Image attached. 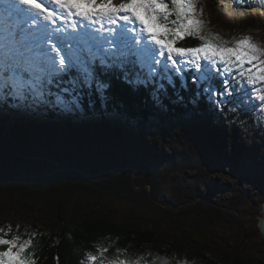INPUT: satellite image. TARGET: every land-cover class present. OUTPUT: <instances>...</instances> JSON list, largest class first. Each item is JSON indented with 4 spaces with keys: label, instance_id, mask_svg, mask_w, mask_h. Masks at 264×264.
I'll list each match as a JSON object with an SVG mask.
<instances>
[{
    "label": "trees",
    "instance_id": "16d2710c",
    "mask_svg": "<svg viewBox=\"0 0 264 264\" xmlns=\"http://www.w3.org/2000/svg\"><path fill=\"white\" fill-rule=\"evenodd\" d=\"M198 43L197 39L189 37L177 46ZM94 66L102 79L110 81L111 87L101 96L95 91L94 83L82 86L79 94L84 103L74 109L71 119H65L59 106L33 105L11 97L0 100V197L34 200L38 207L51 205L54 207L51 215L59 221V227L52 230L42 224L20 227L22 235L36 233L33 247L29 249L35 252L36 264H82V261L87 264L86 253L113 257L118 249L123 250L122 257L142 258V264L165 261L167 264H261L248 253L253 237L245 235L243 246L219 259L216 252L202 245L188 244L177 238L170 240L163 232L148 226L154 222V207L176 215L198 213V209L218 214L217 207L206 206L201 201L202 195L191 188L186 189L180 203L161 198V173L152 170L157 154L154 144L167 138L172 145H180V137L192 134L199 141L208 140L214 145L224 135L217 126L222 127V123L233 124L229 136L233 141L234 130L246 123V120L240 121L239 115H245L241 109L232 110V105L226 104L218 110L207 99L193 105L191 97L197 86L192 84L190 74L186 75V88H181L178 78L174 85L157 78L134 91L118 68L107 69L105 75L99 60ZM74 74L75 69L61 83L68 87L66 80ZM161 83L165 87L158 89ZM221 83L217 81L220 88ZM154 90H158L159 102L153 99ZM52 91L59 89L53 85ZM30 120L36 125L33 130L25 123ZM73 121H91L98 130L96 139L102 149L82 158L55 151L64 130L71 132L72 139L78 138L80 133L74 131ZM52 131L54 134L50 137ZM123 146L126 149H122ZM82 196L104 199L102 202L106 205L131 206L140 222L136 225L97 215L69 221L67 212L71 199ZM1 215L0 211V222H3ZM97 246L107 251L98 253Z\"/></svg>",
    "mask_w": 264,
    "mask_h": 264
},
{
    "label": "snow or ice",
    "instance_id": "6c2138e0",
    "mask_svg": "<svg viewBox=\"0 0 264 264\" xmlns=\"http://www.w3.org/2000/svg\"><path fill=\"white\" fill-rule=\"evenodd\" d=\"M198 3L0 0V100L11 97L68 111L80 108L84 103L79 94L82 86L94 83L101 96L111 87L94 66L99 60L105 75L107 69L118 68L134 91L157 78L172 85L178 78L181 88H186L188 73L197 86L191 97L193 105L207 99L221 110L231 104L232 110L259 108L264 113V45L251 36L225 39L207 30ZM189 37L197 39L198 45L177 46ZM73 69L76 74L66 80L65 87L61 81ZM217 81H222V90ZM53 85L59 91L53 92ZM164 87L158 85V89ZM157 92L152 96L159 102ZM35 235L20 234L19 225L16 234L11 224L0 226V264H36L35 252L29 251ZM106 251L97 246L98 253ZM122 251L118 249L113 257L89 252L85 261L142 264V258L122 257Z\"/></svg>",
    "mask_w": 264,
    "mask_h": 264
},
{
    "label": "rangeland",
    "instance_id": "374dc122",
    "mask_svg": "<svg viewBox=\"0 0 264 264\" xmlns=\"http://www.w3.org/2000/svg\"><path fill=\"white\" fill-rule=\"evenodd\" d=\"M223 3L225 0H199L198 9L202 8L201 18L207 25V30L218 33L225 39L251 36L254 42L264 45V14H260L261 8L257 10L253 7L247 11L248 8L243 7L244 15L239 13L234 18ZM138 14L141 18L144 17L142 10ZM220 89L222 90V83ZM61 111L65 119H71L75 113V110L62 108ZM241 111L245 115H239L240 121L246 120V123L241 129L234 130L236 136H233V141L229 140L233 124L222 123V127L217 126L223 130L224 135L214 145L208 140L199 141L192 134L180 137V145H172L167 138H161L154 144L157 154L153 158L155 163L152 170L161 173V198H170L173 203H180L186 189L191 188L194 193L202 195L201 201L206 206L214 205L219 211L215 215L198 209L200 213L192 211L188 215H176L154 207V222L148 223V226L163 232L170 240L177 238L188 244L202 245L209 251L216 252L219 259L232 255L237 248L243 246L242 239L245 235L253 237L248 253L264 264V236L260 231L264 203V113L259 108ZM25 123L28 129L36 127L32 120ZM72 123L74 131L80 133L78 138L72 139L71 132L64 130L60 133L61 142L54 147L55 151L73 153V158H82L102 149L101 142L96 139L98 130L91 121ZM49 134L52 137L54 132ZM122 149L126 147L123 146ZM130 169L136 170L134 167ZM102 200L104 199L74 197L68 205L67 219L71 221L97 215L139 224L133 207L123 204L106 205ZM207 208L209 207H204ZM53 210L51 205L43 204L38 207V202L26 198L19 201L12 200L11 197H0L3 221L0 226L11 224L13 234H16L17 225L20 234V227H32L34 224H42L52 230L59 227V221L51 215Z\"/></svg>",
    "mask_w": 264,
    "mask_h": 264
},
{
    "label": "bare ground",
    "instance_id": "6f19581e",
    "mask_svg": "<svg viewBox=\"0 0 264 264\" xmlns=\"http://www.w3.org/2000/svg\"><path fill=\"white\" fill-rule=\"evenodd\" d=\"M227 1L225 0V3H223V4L226 5V10L230 13V15H233L234 18L237 17L236 15H239V13H242V15H244V13H245V9L244 8H238V7L235 8L232 5V2H231L232 0H227ZM252 9L253 8H248L247 11L252 10ZM254 9H257L258 10L259 7H255ZM260 12H262V13H260ZM260 12H259L260 14H264V9L263 10L260 9Z\"/></svg>",
    "mask_w": 264,
    "mask_h": 264
},
{
    "label": "water",
    "instance_id": "95a60500",
    "mask_svg": "<svg viewBox=\"0 0 264 264\" xmlns=\"http://www.w3.org/2000/svg\"><path fill=\"white\" fill-rule=\"evenodd\" d=\"M260 231L262 235L264 236V203H263V215L260 221Z\"/></svg>",
    "mask_w": 264,
    "mask_h": 264
}]
</instances>
